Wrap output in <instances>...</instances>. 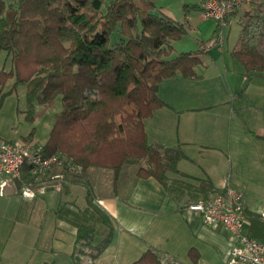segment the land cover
<instances>
[{
    "label": "trees",
    "instance_id": "1",
    "mask_svg": "<svg viewBox=\"0 0 264 264\" xmlns=\"http://www.w3.org/2000/svg\"><path fill=\"white\" fill-rule=\"evenodd\" d=\"M254 5L252 0L232 11L241 25L232 55L247 73L263 74L264 16ZM154 10V0H0V51L11 63L0 70V90L8 80L12 90L25 86L30 121L34 102L50 105L60 98L61 110L40 153L81 167L80 175L67 178L71 183L78 184L90 168L110 170L116 181L133 165L137 177L176 190L167 187V174L179 173L177 164L185 156L180 149L148 143L144 120L165 105L159 83L176 74L196 77L200 59L194 53L168 58L171 43L187 28ZM114 32L121 38L110 44ZM256 39L258 48L251 42ZM7 94L0 95V104ZM32 137L33 132L23 141ZM90 188L86 206L69 208L64 218L76 230L72 256L93 261L113 239V220L94 203ZM211 190L208 180H200L202 200ZM244 215L243 233L264 243V219L246 209ZM157 253L146 251L132 264H160Z\"/></svg>",
    "mask_w": 264,
    "mask_h": 264
},
{
    "label": "crops",
    "instance_id": "2",
    "mask_svg": "<svg viewBox=\"0 0 264 264\" xmlns=\"http://www.w3.org/2000/svg\"><path fill=\"white\" fill-rule=\"evenodd\" d=\"M195 11L187 32L197 40L194 54L200 63L195 67L196 77L176 74L159 83L157 94L165 105L144 120L148 143L180 149L185 156L177 164L179 173L167 174V187L176 190L170 191L152 178L141 179L134 169L121 170L116 181L112 172L87 170L78 184L67 181L63 193L49 192L31 202L16 197L11 191L17 190L10 186L5 190L10 194L0 197V208L11 206L0 215V264H72L73 246L71 253H63L61 261L56 260L59 252L54 242L43 241L51 233L43 231L40 217L33 214L40 206L61 203L58 197L66 201L78 196L72 202L84 208L85 194L79 206L76 202L82 200L75 192L87 185L117 230L97 259L81 256L75 264H132L146 251L169 254L183 264H228L231 245L226 230L204 226L199 214L186 207L204 199L198 191L200 180H208L212 188L207 198L222 191L224 183L245 191L249 175L255 188H264V73H247L233 57L239 38L231 50L225 51V29L231 26L224 28L221 44L200 52L199 44L212 40L217 26L203 18L199 9ZM243 196L246 211L264 219V211L249 207ZM51 217L69 226L74 245L76 230L66 218ZM122 239L126 240L120 242ZM118 243L125 248H118ZM110 246L114 248L109 250Z\"/></svg>",
    "mask_w": 264,
    "mask_h": 264
},
{
    "label": "built area",
    "instance_id": "3",
    "mask_svg": "<svg viewBox=\"0 0 264 264\" xmlns=\"http://www.w3.org/2000/svg\"><path fill=\"white\" fill-rule=\"evenodd\" d=\"M203 18L216 23L217 32L231 26L232 11L246 8L252 0H198ZM219 38V37H218ZM199 44L200 52L221 44L222 38ZM24 171L30 182H23L21 196L32 199L48 192H60L67 178L80 175L81 167L67 158L51 155L43 156L40 148L23 140L5 141L0 139V192L2 194L11 181H20ZM223 191L207 200H199L187 205L186 210L199 214L206 226H221L226 230L230 242L228 264H264V243L249 238L243 233L246 223L243 193L224 183ZM0 194V195H1ZM160 264H183L166 253H157Z\"/></svg>",
    "mask_w": 264,
    "mask_h": 264
},
{
    "label": "rangeland",
    "instance_id": "4",
    "mask_svg": "<svg viewBox=\"0 0 264 264\" xmlns=\"http://www.w3.org/2000/svg\"><path fill=\"white\" fill-rule=\"evenodd\" d=\"M199 1L198 0H154V5H155V10H154V14L156 15H163L165 17H169L170 19H172L173 21L176 22H184L185 20V26L187 28L188 31V24H191V18L195 17V10L198 9V4ZM254 5L255 7H259V10L262 11L263 16H264V0H254ZM253 9V6H252ZM250 10V9H249ZM254 10V9H253ZM201 13V10H200ZM254 13V12H253ZM251 13V14H253ZM231 19V27L225 29V39H226V35H227V42L224 44L225 47V51L228 49L231 50V48L233 47L234 43L237 41V39L239 38V31H240V23L237 19L236 16H233L230 18ZM241 23L244 22V20H240ZM224 30V29H223ZM251 33V32H249ZM214 37L213 38H223V34H219V32L214 33ZM251 36L254 37V39L256 38L252 33ZM194 35L193 34H187L180 38L177 41H174L171 45V54L168 58H172L175 57L178 53H194L196 51V43L194 39ZM249 37V35H248ZM120 35L118 32H114L111 36H110V44H114V43H118L120 40ZM212 38V39H213ZM218 38V39H219ZM200 42V41H198ZM251 42L253 44H255L257 46V48L259 47V42L256 39L255 41L251 40ZM203 43H206V41ZM202 44V43H200ZM203 45V44H202ZM11 68V63L9 60V57H7L6 52L4 51H0V70L1 69H5V70H9ZM12 86H13V80H8L5 85L3 86V88L0 90V95L4 94V93H9L7 94L3 101L0 104V139L1 140H5V141H13L15 139H23L24 137H27L28 134H30L31 132H33V137H32V141L29 142L30 144H33L36 148H41V145L43 144L47 139H48V135L49 132L52 128L53 125V121H54V117L60 112L61 110V103H60V98L57 97V99L51 103L50 105H38L37 102L33 103V108H34V119L32 121L28 120L25 117V113L26 110H28V101L26 100V88L25 86H17L15 89L12 90ZM35 143L34 142V140ZM38 146V147H37ZM136 170V167L133 165H127L125 166L124 170L130 171V170ZM89 170H95V168H90ZM104 170V169H101ZM106 172H111L110 170H106ZM258 177V176H256ZM264 179V177H263ZM262 178H260V181L263 180ZM248 182L246 183V189L245 191H242L244 193V195L246 196V204L249 207H258L260 209H262V211H264V188L260 187L261 190H259L258 188H255L254 184H253V177L252 175H249L247 177ZM264 181V180H263ZM23 182L25 183H29L30 182V176L27 175V172L24 171L23 173V177L20 181L17 180H12L10 183L13 187L15 191H11V193H15L17 195H15L16 197H19L21 200L26 201V202H31L39 197L42 196H37L35 198L32 199H25L21 196V187ZM257 183H259L257 181ZM264 184V182H262ZM87 187L90 188V186L87 185ZM85 187L84 190L81 189L79 190L77 193L75 192L76 195H80L79 199L82 200L81 202H76L78 203L77 205H82L83 204V194H85L86 197V193L88 188ZM64 187L62 188L63 191ZM92 190V188H90ZM60 191V192H62ZM7 191H3L2 194L0 192V197L3 196H7L10 193H7ZM56 192V191H55ZM60 192H56V193H60ZM93 192V190H92ZM49 193V192H48ZM63 193V192H62ZM61 193V194H62ZM94 194V193H93ZM46 195V194H45ZM63 196V194H62ZM213 195H210L208 198H211ZM94 197L95 194H94ZM78 196H75L73 199H69L65 201L64 198L62 197H58L57 200H60L61 203L59 202L58 204H54V205H47L46 207L44 206H40V208L35 209V213L33 214V216L35 217H40L39 218V226H43V231L46 232L47 229L49 231V233H51L49 239L47 240H43V241H49V242H54L55 244V248L56 251L59 252L58 255L55 256L56 260H60L63 257V253H71V251L69 249L72 250V246L73 245V235L72 232L67 230L66 226L67 224L65 222L60 223L59 220L56 219V217H54V219H52L51 216H59L58 213L63 211V217L61 219H64V214L66 211H68L69 208L72 209V211L74 210L77 211L78 208L73 204L72 201H77ZM86 200V199H85ZM202 200V199H201ZM65 201V202H64ZM199 201V200H197ZM4 203V201H1ZM96 198L94 200V203H96ZM71 203V204H69ZM98 206V205H97ZM100 207V206H99ZM83 208V207H80ZM7 210V212L9 210H11V206L10 207H1L0 208V215H2L4 213V211ZM181 211V209H180ZM6 214H9L7 213ZM34 212V211H33ZM32 212V213H33ZM47 216L50 219H47ZM66 224V225H63ZM205 226V224H204ZM52 227V229H51ZM59 227V228H56ZM207 227V226H206ZM117 230L116 228V224L114 223L113 220V234L114 232ZM121 234L122 236H126V232L121 230ZM116 235V234H115ZM54 236V238H53ZM126 239H122L120 240V242L125 241ZM109 247V246H108ZM112 248H114V246H110L109 250H112ZM118 248H125L124 245H121V243H118ZM111 252V251H110ZM78 257H73L72 256V261L74 262H78L77 259ZM84 258H86L84 256ZM87 259V258H86ZM72 264H75V262ZM84 264V263H83Z\"/></svg>",
    "mask_w": 264,
    "mask_h": 264
}]
</instances>
